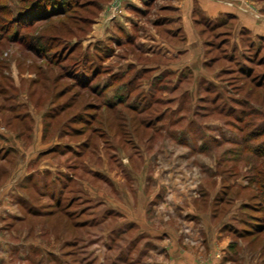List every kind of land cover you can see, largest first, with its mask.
I'll return each instance as SVG.
<instances>
[{"label": "rangeland", "instance_id": "374dc122", "mask_svg": "<svg viewBox=\"0 0 264 264\" xmlns=\"http://www.w3.org/2000/svg\"><path fill=\"white\" fill-rule=\"evenodd\" d=\"M227 1L0 0V264H264V0Z\"/></svg>", "mask_w": 264, "mask_h": 264}, {"label": "crops", "instance_id": "0c3cea01", "mask_svg": "<svg viewBox=\"0 0 264 264\" xmlns=\"http://www.w3.org/2000/svg\"><path fill=\"white\" fill-rule=\"evenodd\" d=\"M183 4V13L184 15L188 14L189 11L193 8L194 3H198L200 8L211 17H215L221 13H236L239 12L236 10L237 5L230 6L227 0H181Z\"/></svg>", "mask_w": 264, "mask_h": 264}, {"label": "trees", "instance_id": "16d2710c", "mask_svg": "<svg viewBox=\"0 0 264 264\" xmlns=\"http://www.w3.org/2000/svg\"><path fill=\"white\" fill-rule=\"evenodd\" d=\"M28 14H29V13H28ZM28 14H27V15H28ZM29 17H30V18H33V17H35V16H32V17L29 16ZM29 17H27V19H30ZM247 115H248V114H247ZM248 116H249V115H248ZM247 125H248V129H250L249 127L252 128V126H254V123H252V122H248ZM255 125H256V124H255ZM263 129H264V127H263ZM256 150H257V149H255V151H256ZM261 179H262V178H261Z\"/></svg>", "mask_w": 264, "mask_h": 264}]
</instances>
